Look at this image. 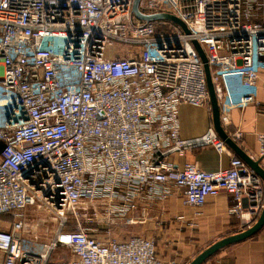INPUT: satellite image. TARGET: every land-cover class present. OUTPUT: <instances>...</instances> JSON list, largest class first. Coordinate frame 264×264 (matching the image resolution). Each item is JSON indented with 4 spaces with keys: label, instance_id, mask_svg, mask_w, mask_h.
<instances>
[{
    "label": "built area",
    "instance_id": "1",
    "mask_svg": "<svg viewBox=\"0 0 264 264\" xmlns=\"http://www.w3.org/2000/svg\"><path fill=\"white\" fill-rule=\"evenodd\" d=\"M134 2L0 0V216L12 218L0 229L3 264H165L151 238L82 226L29 252L24 210L35 205L60 218L93 206L110 222L142 225L146 215L132 216L142 206L179 195L203 208L225 192L246 227L261 216L264 182L241 158L216 172L179 169L174 159L206 147L229 153L213 127L181 137L182 105L211 110L193 42L207 56L219 105L225 98L228 108H246L264 89V0H141L143 14L173 15L190 34L138 19ZM258 140L264 155V135ZM59 249L68 257L52 261Z\"/></svg>",
    "mask_w": 264,
    "mask_h": 264
},
{
    "label": "crops",
    "instance_id": "2",
    "mask_svg": "<svg viewBox=\"0 0 264 264\" xmlns=\"http://www.w3.org/2000/svg\"><path fill=\"white\" fill-rule=\"evenodd\" d=\"M263 82L264 70L261 72L260 84ZM231 89L235 93L243 91L238 78L233 79ZM228 105L225 98L220 100L221 119L222 122L227 120L231 133L227 134L254 161L260 160V165L264 169V155L261 154L258 140L259 135H264V89L261 85L258 86L255 102L246 108H228ZM179 120L181 137L184 140L202 137L209 129L214 128L212 110L206 108L182 105ZM238 132L241 133L240 139H236ZM228 149L229 153L223 155L212 147L194 149L187 152L183 158L176 157L174 163L179 169L187 163L196 164L208 172L228 169L231 156L239 157L229 147ZM232 205V197L225 192L218 198L210 200L203 208L186 206L181 197L175 195L164 203L156 202L151 207L142 206L133 213L132 216L137 219H143L145 215L147 218L131 236L151 238L158 248L176 245L187 249H206L223 238L248 229L246 224L232 214ZM168 257L169 255L164 257L165 261ZM175 263L181 264L182 261L178 260ZM0 264H3L1 255ZM204 264H264V228L251 239L222 249Z\"/></svg>",
    "mask_w": 264,
    "mask_h": 264
},
{
    "label": "rangeland",
    "instance_id": "3",
    "mask_svg": "<svg viewBox=\"0 0 264 264\" xmlns=\"http://www.w3.org/2000/svg\"><path fill=\"white\" fill-rule=\"evenodd\" d=\"M11 222V217L9 219L7 217H0V228L9 227V223ZM79 226L96 229L101 234L111 231V235L117 239H125L134 235V231L139 227V225H128L125 221L110 222L102 214H97L93 206L80 205L74 210L67 211L64 218H60L52 208L35 205L24 210L23 247L29 252H34L36 247L49 244L59 230H77ZM157 250L165 264H176L175 261L177 262L178 260L182 261L181 264H189L205 248L187 249L175 245L172 247H157ZM167 255L169 257L165 261L164 257H167ZM67 257L68 252L64 249H59L51 255V260L57 261L58 259H66Z\"/></svg>",
    "mask_w": 264,
    "mask_h": 264
},
{
    "label": "water",
    "instance_id": "4",
    "mask_svg": "<svg viewBox=\"0 0 264 264\" xmlns=\"http://www.w3.org/2000/svg\"><path fill=\"white\" fill-rule=\"evenodd\" d=\"M140 2L141 0H135L134 6H133V13L138 19L145 21V22H157L161 20L170 21L180 26L186 34H190V31L187 28V26L180 19H178L177 17L173 15H170V14L145 15L143 14L139 9ZM193 44L196 50L198 51L200 58L203 61L204 67H205L207 85H208L210 103H211V110H212V115H213L214 129L216 130L220 138L225 142V144L232 151H234L255 172L257 176H259L264 181V169L260 165V160L254 161L225 131L222 125V121H221V109L219 105V100L215 92L214 84L212 81L211 70L208 64L207 56L203 48L198 42L194 41ZM263 228H264V209L259 219L253 225L248 227V229L244 230L241 233L228 236L226 238H223L213 243L211 246H209L203 252H201L189 264H204L222 249H225L229 246H232L240 242L246 241L248 239H251L252 237L257 235Z\"/></svg>",
    "mask_w": 264,
    "mask_h": 264
},
{
    "label": "trees",
    "instance_id": "5",
    "mask_svg": "<svg viewBox=\"0 0 264 264\" xmlns=\"http://www.w3.org/2000/svg\"><path fill=\"white\" fill-rule=\"evenodd\" d=\"M224 129H225V131H226L228 134H231V133L229 132V126H225V125H224ZM0 217H7L8 219L10 218V216H8V215H2V216H0ZM74 231H76V230H71V231H68V232H74Z\"/></svg>",
    "mask_w": 264,
    "mask_h": 264
}]
</instances>
